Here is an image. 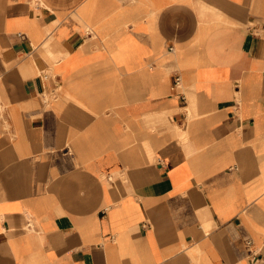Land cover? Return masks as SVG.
Masks as SVG:
<instances>
[{
	"label": "crops",
	"instance_id": "crops-1",
	"mask_svg": "<svg viewBox=\"0 0 264 264\" xmlns=\"http://www.w3.org/2000/svg\"><path fill=\"white\" fill-rule=\"evenodd\" d=\"M0 264H264V0H0Z\"/></svg>",
	"mask_w": 264,
	"mask_h": 264
},
{
	"label": "built area",
	"instance_id": "built-area-1",
	"mask_svg": "<svg viewBox=\"0 0 264 264\" xmlns=\"http://www.w3.org/2000/svg\"><path fill=\"white\" fill-rule=\"evenodd\" d=\"M169 49H172V46H169ZM180 85V77L178 75L175 76L172 86L178 87Z\"/></svg>",
	"mask_w": 264,
	"mask_h": 264
}]
</instances>
